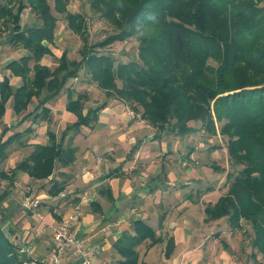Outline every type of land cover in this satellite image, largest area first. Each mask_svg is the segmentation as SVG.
<instances>
[{"label": "trees", "instance_id": "16d2710c", "mask_svg": "<svg viewBox=\"0 0 264 264\" xmlns=\"http://www.w3.org/2000/svg\"><path fill=\"white\" fill-rule=\"evenodd\" d=\"M51 1L0 0V24L8 31L5 39L25 51L4 66L21 78V84L13 86L6 75L0 81V119L10 100L14 113L20 115L19 122L26 118L31 124L49 121L46 103L69 79L80 78L95 84L107 97L125 102L157 130L167 129L179 137L199 130L208 136L219 132L227 138L225 148L232 169L226 170L225 192L203 208L204 221L225 218L232 231L245 221L252 231L249 256L263 264L264 0H85L94 15L115 29L93 43L86 33L85 13L70 11L68 0ZM27 7L37 21L21 25ZM57 15L80 38L81 45L77 59H70L65 49L57 57V65L50 68L40 61L51 54L48 45L54 43ZM130 37L138 42L136 59L116 62L99 51ZM67 93L66 108L76 115V121L59 136L47 131V142L33 144L11 172L22 170L31 178L46 179L56 164L73 163L74 135L95 122L105 103L83 114L87 93L76 95L69 87ZM32 102L33 109L27 111ZM32 131L29 125L3 141L0 138V163L7 158L8 149L26 145ZM209 148L217 149L215 145ZM212 169L224 171L216 165ZM0 175L7 177L1 169ZM7 178L11 183L12 177ZM61 190L63 185L52 181L48 192L56 195ZM145 242L153 246L162 238L144 220L135 219L131 230L112 244L119 256L117 264H148L138 251ZM173 248L169 238L164 255L169 257ZM0 264H22L1 228Z\"/></svg>", "mask_w": 264, "mask_h": 264}, {"label": "crops", "instance_id": "0c3cea01", "mask_svg": "<svg viewBox=\"0 0 264 264\" xmlns=\"http://www.w3.org/2000/svg\"><path fill=\"white\" fill-rule=\"evenodd\" d=\"M56 41L57 27L54 43L48 45L51 54L44 55L40 61L50 68L57 65V57L65 50L56 53ZM17 49L12 56L0 61V81L6 75L15 87L21 84V78L13 76L4 66L25 55L22 48ZM68 87L76 95L87 93L83 114L105 103L95 122L82 126L74 135L72 144L76 157L73 163L56 164L46 179L31 178L22 170L11 172L15 164L30 153L33 144L47 142V131L59 136L68 124L76 121V115L66 108ZM34 104H29L27 111H31ZM46 106L50 109V120L31 124L30 118L19 122L20 115L14 113L9 100L0 119L2 141L29 125L33 128L27 136V144L8 149L7 158L0 163V169L13 179L10 183L7 177L0 175L6 184V189L0 188V228L10 244L18 236L21 243L29 246V254H19L22 261L52 264L50 236L36 233L38 221L24 212L20 203L24 195H30L41 199L40 210L48 221L58 220L77 208L73 227L80 237L98 247L95 264H117L119 256L112 244L124 231L131 230L135 219L144 220L162 238V242L153 246L145 242L138 248L148 264H245L230 244L231 232L217 229L224 218L205 222L203 203L197 199L199 193L203 199L214 194L215 197L208 200L214 203L221 194L224 179L218 174L225 178L226 171L212 169L217 149L210 151L209 146L189 134L179 137L167 129L157 130L146 122L131 119L126 114L129 106L125 102L107 97L95 84L84 79H69ZM52 181L63 185V190L56 195L48 192ZM194 193L196 196H192ZM243 224L248 226L245 221ZM169 238L174 248L166 257L164 249ZM222 241L229 250L224 249ZM80 263L67 254L60 262Z\"/></svg>", "mask_w": 264, "mask_h": 264}, {"label": "rangeland", "instance_id": "374dc122", "mask_svg": "<svg viewBox=\"0 0 264 264\" xmlns=\"http://www.w3.org/2000/svg\"><path fill=\"white\" fill-rule=\"evenodd\" d=\"M50 3L52 4V1L50 0ZM264 5V4H263ZM68 9L70 11H76V12H82L86 15L87 20V35L88 40L90 43H93L95 41L101 40L104 36H106L109 33L114 32L113 26H111L107 21L103 20L97 15H94L90 9L89 5L85 0H68ZM58 17V23H57V41L55 43L56 49L55 52L59 53L61 50L66 49L68 53V57L70 59H77L79 57L78 49L81 45L80 38L71 32L67 25L66 21L63 19L61 15H57ZM36 18L33 14V12L26 8L23 11L22 18H21V24H30L36 22ZM0 61L8 56H12L15 52L18 51L17 47L10 45L6 41V35L7 31L4 30L3 25L0 24ZM137 45L138 42L135 37H130L127 40L124 41H118L114 42L112 45L99 49L102 53L108 54L112 56L116 62H128L130 60L137 58ZM4 53L3 56H1ZM209 63L212 65H215V62L213 60H209ZM85 75V74H84ZM79 81V80H78ZM77 82V81H76ZM192 124V123H191ZM196 127L199 126V124H192ZM217 132L219 125H216ZM194 140H197L199 142H202L204 145L212 146L215 145L217 147V151L215 152L216 160H214V165H216L219 169L217 170H231L232 167L230 166L228 162V155L225 148L226 140L227 138L225 136H222L219 134L216 136H208L205 132L199 130L198 132H195L193 135H191ZM211 149V148H210ZM213 151V150H211ZM217 173H214V175ZM218 176L221 179H224L220 184V191L219 193H224L226 190V183L225 178L218 174ZM218 194V193H216ZM220 194V195H221ZM192 196H196L194 193ZM205 199L202 197V193L197 194V199L199 201H202L203 206L208 202L209 199H213L215 196L214 194H211L209 197L208 195L204 196ZM202 198V199H201ZM201 199V200H200ZM217 200V199H216ZM244 223V222H243ZM225 229L228 232H231V236L229 238L230 244L233 246L235 254L241 258L242 261H244L245 264H257V262H254V259L249 256V250H250V239L252 235L251 227L250 225L245 226L244 224L241 226L240 229L232 231L227 224L226 219L224 218L221 221V224L218 225L217 229ZM264 260V259H263ZM264 264V263H263Z\"/></svg>", "mask_w": 264, "mask_h": 264}, {"label": "built area", "instance_id": "2783aa9c", "mask_svg": "<svg viewBox=\"0 0 264 264\" xmlns=\"http://www.w3.org/2000/svg\"><path fill=\"white\" fill-rule=\"evenodd\" d=\"M126 114L131 118L144 123L141 114L128 107ZM0 188L6 189L5 182L0 178ZM29 189V188H27ZM26 213L32 214L39 223L37 234H47L52 240L50 260L52 264H60L61 258L67 254L72 260H79L80 264H95L98 247L88 243L87 239L80 237L73 227L78 216L77 208L58 220L48 221L41 212V199L37 196L24 195L20 202ZM11 245L16 253L29 254V246L21 243L18 236L12 239ZM22 264H34L32 261H22Z\"/></svg>", "mask_w": 264, "mask_h": 264}]
</instances>
